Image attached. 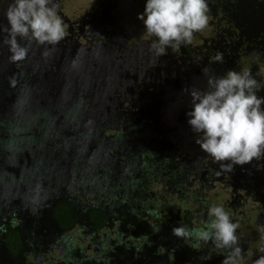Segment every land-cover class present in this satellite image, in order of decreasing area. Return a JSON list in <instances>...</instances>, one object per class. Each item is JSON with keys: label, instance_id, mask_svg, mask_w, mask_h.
I'll return each mask as SVG.
<instances>
[{"label": "trees", "instance_id": "16d2710c", "mask_svg": "<svg viewBox=\"0 0 264 264\" xmlns=\"http://www.w3.org/2000/svg\"><path fill=\"white\" fill-rule=\"evenodd\" d=\"M135 1L136 0H134L133 3H135ZM208 1L210 0H207V2ZM215 2H217L218 7L222 8L223 11H231L234 10V7L229 4L237 5L240 0H234L233 2L231 0H215ZM139 4L143 6V0H140ZM226 4L232 9L226 7ZM242 8L243 10L251 8V5L246 3ZM248 16L250 15L248 14ZM102 21V16L98 14L89 20L93 25L95 22L99 23L98 27L94 25L92 27L93 30L90 29V31L95 32V30L103 28L100 34L97 31L94 34H89L90 31H88L86 34L80 32L78 29H75V34L74 29H72L67 32L68 35L58 44L59 46L56 45L55 49H58V52L62 53L61 44L66 42L69 46L68 48H71V51L66 53V55L69 54L71 56L72 65L74 63L75 67L78 64V60L91 54L93 61H97L99 66L102 65L103 68L107 69L106 73L108 79L105 81L104 87L96 90L97 93L99 92L98 94H100L97 96L98 102L102 104L107 103L108 105L106 111H96L97 105L95 100H97V98H90L88 95L89 89L85 90V88L81 87H78V89H80V94H74L63 109L64 106H62L60 101L65 97L66 88L62 86L59 87L58 93L55 96L58 103H54V101L51 100L53 98H47L49 97L48 95L37 94L36 92L38 89L29 87V91L25 88L27 83L22 79L34 75L33 73L28 75L30 72L26 70L21 71V65L8 63V67H6L3 72V79L0 80V90L9 91L21 100L18 101V99L14 97L15 102L12 103V107L14 109H23L24 100H30L28 98V96H30L32 101L34 98L45 101L50 100L52 104L49 102V105L53 106V110L51 108L50 111L40 110V108L35 107L33 104L25 108V112L19 115L13 114V116L11 115L9 117L7 115L3 116V114L0 113V147L9 145L8 143L17 146L33 142L32 146L27 145L26 148L22 146L23 148L21 149L17 147L14 149V145H10V148H12L11 154H25L28 156L26 161L29 163H32L33 159L39 162L38 166L40 167V172L37 174L38 178L36 181L39 182L40 187L44 188L43 195L46 194V192L48 193L47 197L49 202L45 206H41L43 214L38 218V221L43 220L45 223H48L46 228L69 232L72 233V235L76 229L83 228L85 231L95 232L97 234L96 239H100L98 243L103 244L104 241L109 243L112 253H109L110 256H104L101 260H98L96 256L87 258L88 253H83L82 249L83 255L81 258L84 259L82 264H117L116 262H118V264H221L227 253L216 249L211 241L206 244L203 242L198 244L194 240L190 239L185 241L172 234V228L176 226L186 225L190 229L202 228L209 218L204 217V215L196 214L198 212L196 208H192V205L189 207L179 206L180 209H182L181 213L177 212L174 207L170 212H157L155 207L158 206V203L157 201H153V197L151 196L152 193L145 187L146 178L149 176L155 175L157 178L159 177V170H172V165L165 158L166 154H173V156L179 157L180 161L184 160L182 157H187L185 153H183V155L176 154L175 148L172 149V152L171 150H167L169 144L166 145L164 140L173 139V145L170 143L172 147L179 146L181 143H188L191 147L199 146L195 143L197 134L190 130V126L186 123L183 128L185 130L184 132L181 131L183 126H179V123H181L180 120H183L181 116L186 119L187 116L185 112L189 111L191 108L189 92H184L181 89L174 91L173 95L169 96V99L172 100L170 102L174 104L172 106V113L167 110L166 118L162 113H158L159 109H161L158 107L160 106L159 101L163 98L161 96L165 92H163L162 95L158 94L150 98H145L144 94L146 79L156 80L157 78L151 74H148L150 75V77H148L146 75V70L150 64H154L152 60L161 57V55L158 56L153 52L151 43L148 42L151 37L146 35L145 37H137L134 40H130L127 37L132 33V28L131 26L127 27L129 29H127L128 36H125V39L119 42V44L123 46V48H121L123 50H120L118 56L113 58V61H110L109 57L102 55L107 49L101 46L100 41L108 44L110 47L118 43L116 38L110 36L102 38L105 28V26L101 24ZM130 21L131 23L133 22L138 30L142 27V21L136 19V17H133V20L131 17ZM133 24L132 26H134ZM100 25L102 26L100 27ZM230 34L231 33L219 36L211 35L210 37H204V39L210 38V40H218V43H220L219 41L231 37L229 36ZM91 35H93L94 38ZM76 36H83V42L78 40ZM74 41L82 44L80 50L84 49L83 52L76 51V47L73 48L72 43ZM129 41L132 42L125 46L124 44ZM133 42L134 44H132ZM33 46L34 50L40 49V53H44V48L48 47H40V45L36 44H33ZM73 51L76 52L71 53ZM50 52L52 53V50L49 51V54ZM40 53H38L37 63L32 66L38 67L41 61L40 69L42 70L43 76L40 81L44 86L49 87L51 84H48V77L46 76L47 68L42 59L44 54L41 55ZM143 55H146L144 60L141 59ZM115 59L123 63L124 66H127V69L132 73L129 79H125L128 74L126 76H121L120 72H108V67L113 65ZM54 60L55 64L53 65L51 63V67L57 70V76L59 77L61 74L59 70L60 62L59 59L57 60L54 58ZM85 61L86 59L83 62L80 61L79 65L81 64V70L84 71V86L90 88V85H93L92 79L96 78L98 71L89 72L86 70ZM61 62L62 64L65 63L63 59ZM1 63L3 64V61L0 58V65ZM204 65L209 74L217 76H220L225 71H229L228 65L222 67L218 65L215 67L214 63H208L207 61H205ZM240 67L241 64H239V68ZM1 68L2 66L0 69ZM205 69H201L200 74L197 76L196 80L193 81L195 82L193 89L207 88V78L203 71ZM215 69H218V72ZM10 79L15 81V87L10 86ZM256 81H259V78H257ZM132 82L134 84L133 87L131 86L132 84L129 86ZM167 82L170 83L171 81L167 80ZM51 87L54 86L51 85ZM129 87L131 88L129 89ZM54 95L55 93L52 94V97H54ZM70 103L73 104L72 107H70ZM167 103H169V101ZM180 105L181 107H179ZM57 107L61 110H58ZM182 108H184L183 115L180 113ZM151 110H153L160 119H164L165 123H168V126L175 125L174 130L171 132V128H168L169 132L167 133L165 127H154L151 123L154 119L148 116V114L152 112ZM109 111L112 112L111 116L120 113L126 120L120 119V122L117 123L108 120L105 122L99 119L100 116L103 117L110 113ZM32 112L38 115L32 114ZM97 115H99V117ZM83 118L86 120L85 122ZM116 118H118V116ZM170 118H172V120H170ZM96 120L100 122L96 123ZM30 121L34 122V126L36 125L35 128ZM47 123L50 125L51 131L46 130L48 127ZM54 130L55 132L53 133ZM95 130L99 133H106V136H104L105 139L102 138L105 140L103 144L99 142L101 137L96 136ZM176 131H181V133H176ZM189 131L192 133L191 139L188 137ZM51 132L53 135L48 136L47 134H51ZM45 137L49 138L50 142L49 139H47V142L43 141L46 139ZM92 146L95 150L102 148L106 149L108 152L129 155L124 157V163H120L122 165L120 169L121 173L118 174L116 178L118 184L108 185L107 188L101 189V193L98 192V187L94 186L96 190L94 193H96V196L90 200L84 196L78 197L77 199V195H71L72 192L70 191H66L63 195L59 196L58 191L66 189L65 181H76L79 174L96 181L97 179L94 178L100 177L104 179V177L109 175V165L101 160L97 162L100 172H90V170L94 169L92 163L93 159L89 158V161H87L86 158L89 156L88 153H91L87 152L85 154L84 150L91 149ZM159 151L163 152V155L160 156L162 161H159L158 158H154L153 156ZM165 151L170 153L168 154ZM39 152H42L40 154H43V156L39 155ZM5 154L7 155L6 151ZM192 154L193 157H195V163L201 162L205 164L208 162L204 157L198 158V152ZM180 161L178 169L183 167L186 168V162L182 163ZM4 163L8 164V161ZM5 166L6 165L3 164V167ZM211 167L213 166L210 165V168ZM55 169H58L57 171L59 173H56L57 171H55ZM122 184L129 185V190L126 191V194H124L125 190ZM235 185L237 190L241 188L250 190L251 188V184H246L242 181L240 184ZM118 186L122 187V190H118ZM141 187L144 188L141 189ZM112 189H116L117 193ZM144 190L146 193H144ZM119 191L121 195H118ZM193 195L194 194L191 196ZM140 197H144L143 200L136 202ZM257 201L258 204H260L261 200L257 199ZM257 208H260V211L262 209L261 206ZM225 211L229 214L233 222L234 218L231 216V213L227 211V209H225ZM260 211H256V215L254 214V217L258 219L255 223L259 226L260 233L253 235V247L249 250H244L238 239V246L242 249V256L238 264H253L249 262L250 259L257 256L260 253V249L264 248V217L259 216ZM204 218H206V221H204ZM196 221L201 222L202 226L196 225ZM156 228H158L159 231H154ZM102 231L104 233L100 234ZM2 236L3 246L13 252V255L18 253L17 251L26 254L27 249L25 246L22 247L21 243L24 234L19 228L8 226ZM145 245H149L152 250H147ZM129 246L132 248H129ZM114 255L120 259L117 261V259L113 258ZM217 255H220L221 258L217 257ZM113 260L115 261L112 263Z\"/></svg>", "mask_w": 264, "mask_h": 264}, {"label": "rangeland", "instance_id": "374dc122", "mask_svg": "<svg viewBox=\"0 0 264 264\" xmlns=\"http://www.w3.org/2000/svg\"><path fill=\"white\" fill-rule=\"evenodd\" d=\"M134 1V0H133ZM132 0H54L55 4L57 5V13L61 17L63 26L67 32L70 30L74 29V33L76 34L75 29H78L80 32L88 33L90 29L93 30V26L95 25L96 27L99 26L98 22H95L93 25L92 23L89 22L90 18L95 17L97 14L102 16L103 21L101 24L105 26L104 32H103V37H113L116 38L117 43L116 45H113L112 47L108 46V44L100 41V44L103 48L107 49L105 53H103V56L109 57V60L113 61V58H116L119 54L120 50H123V46L119 44L120 40H124L125 36H128L127 33V27L131 26V31L132 33L127 37L130 40H134L137 37H145L147 33L145 32L144 26L142 24V27L138 30L137 27L131 23L130 18L133 17L137 19V13H140L143 11V6L139 4L140 1L137 3H133ZM144 3V0H143ZM248 3L251 5V8H246L243 10L242 6L244 4ZM208 4V25L207 27L200 31L196 32L193 35L192 41L187 44L181 45L178 49L177 48H169L166 50V52L161 55L160 58H155L152 60L154 64H150L146 70V75L150 77V75L156 76V80L152 79H146V83L144 86V94L145 98H150L151 96H155L158 94H161L165 92L160 99L159 104L161 109H159L158 113H162V115L166 118L167 116V110L172 113L173 109V103L170 102L172 100L169 99L170 95H173V92L176 91L177 89H181L184 92H190L191 89H193L194 84L197 78V76L200 74L201 69H205V61L208 63H214L215 67L219 65V67L222 66H227L229 67V70H234V71H241L239 68V64H241L242 70H247L251 73L252 77L257 80L259 78V81H257L258 85V96H264V0H240V2L237 5H234V10L231 11H223L222 8L218 7L217 2L215 0H210L207 2ZM231 5V4H229ZM228 4H226V7L229 9L231 8ZM7 6V0H0V25H4L6 23V20L4 18L3 14V9ZM232 9V8H231ZM134 16H133V15ZM248 14L250 16H248ZM239 23V24H237ZM132 24L134 26H132ZM237 24V25H236ZM100 25V27L102 26ZM103 28L95 30V32L101 33ZM129 30V29H128ZM95 32L90 31L89 34H94ZM218 33L219 35H227L228 33H231L229 38L219 41L218 40H210L204 39V37L207 36H213ZM93 38L94 36L91 35ZM90 36V37H91ZM133 39H132V37ZM242 36V41L240 43H237L238 38H241ZM78 40L83 42L82 38L83 36H76ZM72 39V38H70ZM145 39V38H144ZM75 40V39H74ZM154 38H150L148 40L149 43H153ZM132 41L126 42L124 45L126 46L128 43ZM73 48H75L76 51H81L80 50L82 47V44H79L78 42L74 41L73 43ZM134 44V42L132 43ZM59 46V45H58ZM124 46V47H125ZM41 47V46H40ZM69 46L67 45L66 42H63L61 44V52H58V49L52 48V53H48L47 57L45 55L43 56V62L46 64V76L48 77V84H51L54 87H46L43 85V83L40 81L41 77L43 76L42 70L40 69L41 61L39 63V68L35 65L37 63V57L39 50H34L33 44L31 45L28 57L25 61L23 62H18L19 66L21 65V71L26 70L31 74L33 73L34 75H30L28 77H25L22 79L24 82L27 83L26 89L33 88V89H38L37 94H46L49 97L47 98H53L51 100L58 103V100L55 98V96L58 93L59 87L62 86L66 88V94L65 97L60 101L62 104L63 109L69 103V99H71L74 94H80V89L85 88V90H88V95L90 98L95 99L97 96L100 94L97 93V89L99 90L100 88H103L105 85V81L108 79L107 76V69L103 68V66H99V63L97 61H93V57L91 58V54L82 57L80 60H78V64L75 67L74 63L72 65V60L71 56L66 53H69L71 51V48H68ZM46 49V47L44 48ZM69 49V50H68ZM68 50V51H67ZM76 51H73L71 53H75ZM154 52V51H153ZM222 53L224 60L223 63L215 62L214 58L217 53ZM109 55H107V54ZM187 53V54H184ZM41 55L44 53H40ZM9 55L10 53L8 52L7 47H5L3 44H0V58L3 61V64L1 63L0 67V80L3 79V72L8 67L9 62ZM186 55V56H185ZM146 55H143L141 57L142 60H144ZM54 58L59 59V70H60V75L59 77L57 76V70L53 69L51 67V63L54 65ZM64 60L65 63L62 64L61 60ZM85 61V66L86 70L89 72L93 71H98V75L96 76L95 79H92L93 85H90V88H86L85 83L83 81V76H84V71L81 70V64L79 65L80 61L83 62ZM121 61V58H120ZM119 60L115 59V62L113 65L108 67V72L111 73L112 71L114 73L120 72L121 76H127L126 78H130L132 73L127 69V66H124L123 63H121ZM151 61V62H152ZM13 64V63H12ZM61 64V65H60ZM40 69V72H39ZM57 69V68H56ZM207 70V69H206ZM218 72V69H215ZM227 71H225L223 74L224 75ZM38 73V74H37ZM40 73V74H39ZM26 74V73H25ZM37 74V75H36ZM39 75V76H38ZM45 75V73H44ZM257 77V78H256ZM132 79V78H131ZM167 80H170L171 82L168 83ZM132 84V85H131ZM134 86L133 82L129 84V86ZM21 86V85H20ZM1 87V86H0ZM46 87V88H45ZM131 87H129L130 89ZM30 91V89H28ZM87 92V91H86ZM54 97H52V94H54ZM12 95V96H10ZM14 97L20 100L16 95L11 94V92L6 91V90H0V113L3 114V116H13V114H21L25 112V108H28L30 105H33L37 108H40V110H47L50 111V108L52 109L53 106L49 105V102L52 104L50 100L45 101L41 99L34 98L33 101L31 100L30 96L28 98L30 100H24L23 102V109H14L12 107V103L15 102ZM89 99V98H88ZM21 101V100H20ZM96 101V111H106V107L108 106L107 103L102 104L98 102V98ZM101 101V99H100ZM169 101V103H167ZM102 102V101H101ZM166 103V104H165ZM73 104L70 103V107H72ZM181 107V105L179 106ZM264 107V105H262ZM58 108V107H57ZM68 108V106H67ZM62 109V110H63ZM183 109H181L180 113L183 115ZM53 110V109H52ZM58 110H61L58 108ZM111 110V109H110ZM166 110V111H165ZM148 114L149 117H152L153 122L152 125L156 128H166V132H169L168 128H171V132L174 130L175 125L173 126H168V123H165L164 119H160L156 113L151 110ZM110 112V111H109ZM186 113V112H185ZM32 114H37L35 112H32ZM112 112L108 113L107 115L101 117L99 119L103 121H114L119 123L120 119H125L123 115L120 113H117L115 116H111ZM153 114V115H152ZM16 115V116H17ZM38 115V114H37ZM99 117V115H97ZM118 116V118H116ZM183 120H180L181 123H179V126H183L181 128V131H185L183 128L185 124L187 123V117L181 116ZM150 119V118H149ZM1 120V117H0ZM151 120V119H150ZM166 120V119H165ZM172 120V118H170ZM83 121L85 122L86 120L83 118ZM100 121L96 120V123H99ZM125 122V121H124ZM32 123V126H34V122L30 121ZM48 124V123H47ZM36 126V125H35ZM34 126V128H35ZM22 128V127H21ZM19 128V129H21ZM28 128V127H26ZM25 128V129H26ZM47 131H51L50 125L48 124V127L46 129ZM181 131H176V133H181ZM55 130L53 131V133ZM96 132V130L94 131ZM20 133V132H18ZM97 137H101L99 142L103 144L102 138L105 139L104 136H106V133H95ZM190 139L192 137V133L189 131L188 132ZM48 136L53 135L52 132L51 134H47ZM197 137V135H196ZM43 141L47 142V137H45ZM43 142V143H45ZM50 142V139H49ZM172 142H174L173 139H166L164 140V143L166 145L169 144V147L167 150H171L175 148V153L176 154H181L183 153L187 154V157L184 158V160L179 159V157L173 156V154H169L170 152L165 151L169 155L166 154L165 158L168 160V162L172 165V170L170 169L169 171L167 170H159V178H156L155 175L149 176L146 178V184L145 187L152 193L153 199L157 200L158 206L155 207V210L157 212H170L173 207L176 208L177 212H182V209H180L181 206H191L193 203V196L190 194L186 198V191L188 189H191L195 184V176L193 177V171L191 168V171L186 174L183 168L178 169L179 167V161L184 163L186 162V167L187 164L190 162H194L195 157H193L194 152H198V158L204 157L206 158L205 164L208 165L207 167L210 168V165L214 163L212 158L204 153L199 146L191 147L189 146L188 143H181V145L172 147ZM172 145H171V144ZM194 143V142H193ZM33 142H29L28 144H22V145H17L16 147L21 149V148H26L27 145L32 146ZM23 146V147H22ZM198 147V148H197ZM94 147L92 146L91 149H85L84 152L85 154L87 152H90L91 154L88 153V158H86L87 161H89V158L93 159V167L94 169L90 170L92 173H98L100 172L97 166V162L99 160L105 162L107 165H109V175L104 177V179L100 178L101 184L109 185V184H118L117 177L118 174H120V169L122 165L120 163H124V157L129 156L128 154H117V152H108L106 149H93ZM196 150H194V149ZM163 155L162 151H159L155 153L153 156L154 158H158L159 161H162L160 156ZM20 157L19 160H26L28 156L25 154L23 155H18V158ZM16 159V158H15ZM186 160V161H185ZM0 162H7V160L4 161L3 157L0 156ZM264 164V160L262 161H256L253 160L251 163L244 164V165H236L234 166L233 170L228 173V172H221L217 174L218 172L214 171L215 167H211L208 169V171H205L203 173L202 183L207 187V193L205 199V202L208 203L207 207H210L211 205H218L221 202L224 201V199H227L230 197V187H232L231 183H228L227 178H230L234 184H240L242 181L243 183L246 184H251L250 190H247L243 192L242 196L240 198H232L233 203H237L238 205L235 206V215L232 216L234 218L233 222L239 224V228L236 230V234L239 239V243L242 245L241 247L244 250H249L250 248L253 247V242L252 238L254 237L253 235L259 234V226L255 223L258 221L254 217L255 210L260 211V208L255 207L257 204V199L261 200L262 203V209L259 213V216L264 217V167L260 168L259 170L257 169V164ZM2 165V164H1ZM8 165V164H7ZM5 166L7 170H10V166ZM1 167V166H0ZM39 167V166H38ZM104 168V167H103ZM220 168V167H219ZM58 169H55L57 171ZM187 170V169H186ZM40 172V167L39 169L36 168V166L31 169L27 170L24 174V176H37V174ZM208 172V174H207ZM56 173H59L58 171ZM207 174V176H206ZM226 174H229V176H226ZM49 175V174H48ZM59 175V174H58ZM225 175V176H223ZM50 176V175H49ZM114 177V179H113ZM107 179V181H106ZM106 182V183H105ZM143 185V184H142ZM240 187V185H239ZM144 187H141L143 189ZM242 189V188H241ZM239 189V190H241ZM120 190V189H119ZM241 191H244L242 189ZM135 192V190H134ZM170 192V195H169ZM96 194V193H93ZM134 194V193H133ZM188 194V193H187ZM121 195L120 191L119 194ZM145 197V195H144ZM144 197H140L137 199L136 202L142 201ZM91 198H94L93 195H89L88 199L90 200ZM155 200V201H156ZM164 201L168 203L167 206H164ZM200 201H197L199 203ZM180 206V207H179ZM179 207V208H178ZM257 208V209H255ZM201 210H204V207L201 208ZM200 210V211H201ZM143 211V210H141ZM204 212V211H203ZM29 226L35 230L36 229H42L46 230V226L48 223H45L43 220L39 221L38 224L36 225L34 219H31L33 217H36L35 214V209L29 213ZM204 217H207L206 214L204 213ZM167 218V217H166ZM31 219V220H30ZM35 220H38L36 217ZM204 221H206V218H204ZM196 225L202 226L201 222H195ZM52 227V226H51ZM31 229V230H32ZM30 230V231H31ZM41 231V235H43L46 231ZM104 233L103 231L100 232ZM46 234V233H45ZM99 234V233H98ZM73 235L75 237V241L79 244L81 242V246H84V250L89 253L91 250L93 254L96 253L97 249H93V240H95L97 234L95 232H89L85 231L83 228L76 229L73 232ZM263 236V235H262ZM95 237V238H94ZM84 244V245H83ZM96 247V246H95ZM129 248H132L129 246ZM145 248L147 250H152L149 245H145ZM100 250V249H99ZM112 253V251L110 252ZM58 256L59 254H54ZM77 252L76 251H71L70 252V259H73V256L76 257ZM264 255V252H261L250 259L249 262L253 263L255 259L258 258V256ZM53 256V255H52ZM115 256V255H114ZM113 258L117 259V261L120 258H117L115 256ZM141 256V255H140ZM143 256V255H142ZM0 257L4 260L6 264H23L20 257L11 255L9 252H5L0 250ZM217 257H220V255H217ZM141 258V257H140ZM33 257L30 256L29 261L31 262ZM115 260L112 261V263ZM118 264V262H116ZM114 264V263H113Z\"/></svg>", "mask_w": 264, "mask_h": 264}, {"label": "clouds", "instance_id": "9594fccd", "mask_svg": "<svg viewBox=\"0 0 264 264\" xmlns=\"http://www.w3.org/2000/svg\"><path fill=\"white\" fill-rule=\"evenodd\" d=\"M207 13V0H144L137 19L154 38L151 48L159 56L190 43L194 33L207 27ZM3 14L6 23L0 25V44L7 47L10 63L25 61L32 44L48 46L47 56L66 37L54 0H7ZM214 60L223 63V54L218 52ZM203 71L207 88L190 90L191 108L186 112L187 124L197 134L195 143L220 164L221 172L264 160V96L257 95L256 79L247 70H229L220 76ZM10 86L15 87L12 79ZM262 167L264 164H257L258 170ZM208 217L202 228L176 226L172 234L198 244L211 241L227 253L221 264H238L242 256L236 234L239 224L232 222L222 205L209 207ZM253 264H264V255Z\"/></svg>", "mask_w": 264, "mask_h": 264}, {"label": "flooded vegetation", "instance_id": "af4514ba", "mask_svg": "<svg viewBox=\"0 0 264 264\" xmlns=\"http://www.w3.org/2000/svg\"><path fill=\"white\" fill-rule=\"evenodd\" d=\"M140 0H136L137 3ZM232 2L234 0H231ZM231 2V3H232ZM234 6L233 4H231ZM237 25V24H236ZM215 35H218L215 34ZM210 37V36H209ZM240 40L237 41V43H240L242 41L241 38H238ZM240 70H242V67H240ZM9 145L0 147V156L3 157L4 161H8V165L6 163L0 162V250L9 252L11 255H13V252L6 249L4 244H2L3 241V234L7 230L8 226H15L19 228L22 233L24 234L23 240H21L22 247L25 246L27 249L26 254H23L19 251L15 255L17 257H20L23 264H82V261L84 260L81 258L83 253H86L84 250V246H81V242L79 244L74 240L75 237L72 235V233L69 232H62L57 231L53 228H46V230L42 229H32L29 226V215L27 213L33 211L35 209L36 217L39 218L42 216V209L41 206H45L48 204V193L43 195L44 188L39 186V182L36 181V176H30L26 177L24 176L25 172L29 169H33L35 166L37 169H39L38 165L39 162L32 160V163L27 162L26 160H19L18 155L11 154L12 148H10V145H14V149L16 148L15 144L8 143ZM5 151L7 152V155L5 154ZM18 151V150H17ZM42 152H39V155ZM16 158V159H15ZM29 163V164H28ZM2 164V165H1ZM3 164L10 166V170H7L3 167ZM211 166L215 167L216 172L220 173L219 163H212ZM193 171L192 175L195 176V182L196 184L186 191V198L188 195L193 196V203L196 202V204H192V208H196L197 212L196 214L204 215L207 214L208 217V209L207 207L208 203L205 202L206 193H207V187L202 183V172L208 171V168L206 164L199 163V162H189L187 164V167L184 169L186 174H188L190 171ZM187 169V170H186ZM217 173V174H218ZM208 174V172H207ZM206 174V176H207ZM81 176V177H80ZM225 176V175H223ZM226 176H229V174H226ZM76 181L67 182L65 181V188L61 191H58L59 196L63 195L66 191L72 192L71 195H77L78 197H87L91 194L94 197L96 196L93 194L96 190L94 189V186L98 187V192L101 193V189H105L108 187V185L101 184L100 178H94L97 179L93 180L87 176H83L82 174H79L77 176ZM159 178V177H157ZM228 183L231 182L232 187H230V197L227 199H224L223 202H221L218 205H222L224 209H227L233 216L235 214V206L238 205L237 203H233L232 198H240L243 194V192L247 191H241L237 190L236 185L232 182L230 178H227ZM107 181V180H106ZM106 183V182H105ZM94 184V185H93ZM111 185V184H109ZM122 187L124 188V194H126V191L129 190V185L122 184ZM122 187L118 186V190H122ZM117 193L116 189H112ZM144 193L146 191L144 190ZM188 193V194H187ZM50 194V193H49ZM170 195V192H169ZM124 196V195H123ZM153 197V195L151 194ZM237 197V198H236ZM44 198V201H43ZM156 200V199H155ZM153 199V201L155 202ZM157 201V200H156ZM197 201H200L197 203ZM168 203L164 201V206H167ZM212 206V205H211ZM210 206V207H211ZM257 207L261 206L262 203L256 204ZM255 206V207H256ZM204 207V212L201 210V208ZM175 208V207H174ZM201 210V211H200ZM256 215V211H255ZM36 217H33L31 219H34L36 225L38 224V220H35ZM30 219V220H31ZM32 229V230H31ZM31 230V231H30ZM46 231L43 235H41V231ZM105 231V230H103ZM100 239L93 240V249H97L96 253L93 254L92 250L88 253L87 258H92L93 256H96L98 260L103 259V257L110 256L109 253L112 250L110 248L109 243L106 241L103 242V244L98 243ZM84 245V244H83ZM96 246V247H95ZM83 249V253H82ZM100 249V250H99ZM76 251L77 255L76 257L73 256V259H70V252ZM54 254H59L58 256ZM111 254V253H110ZM14 255V256H15ZM53 255V256H52ZM33 257L31 259V262L29 261V258ZM0 264H6L4 260L0 257Z\"/></svg>", "mask_w": 264, "mask_h": 264}]
</instances>
